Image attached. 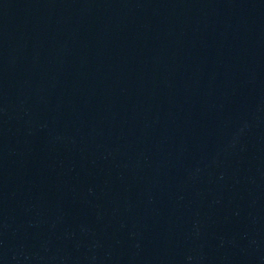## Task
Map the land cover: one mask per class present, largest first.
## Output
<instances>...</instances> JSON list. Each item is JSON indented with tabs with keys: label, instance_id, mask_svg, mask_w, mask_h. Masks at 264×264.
Segmentation results:
<instances>
[{
	"label": "water",
	"instance_id": "95a60500",
	"mask_svg": "<svg viewBox=\"0 0 264 264\" xmlns=\"http://www.w3.org/2000/svg\"><path fill=\"white\" fill-rule=\"evenodd\" d=\"M0 264H264V0H0Z\"/></svg>",
	"mask_w": 264,
	"mask_h": 264
}]
</instances>
